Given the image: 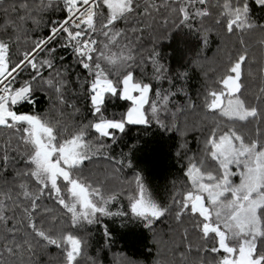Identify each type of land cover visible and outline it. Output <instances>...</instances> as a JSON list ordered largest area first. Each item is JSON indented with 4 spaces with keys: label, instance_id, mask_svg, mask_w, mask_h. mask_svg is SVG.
<instances>
[{
    "label": "snow or ice",
    "instance_id": "obj_1",
    "mask_svg": "<svg viewBox=\"0 0 264 264\" xmlns=\"http://www.w3.org/2000/svg\"><path fill=\"white\" fill-rule=\"evenodd\" d=\"M255 5L264 8V0ZM50 12L64 17L46 21ZM49 23L47 35L33 38ZM177 29L194 33L205 48L212 34L221 44L235 36L241 46L235 56L226 53L199 104L182 87L154 90L146 82L151 63L154 79L172 85L156 46ZM254 33L264 46V24L251 16L249 0H0V264H40L50 246L58 252L48 256L49 264H96L80 231L98 215L128 213L110 210L123 189L95 186L88 165L108 160L114 177L125 161L110 154L106 141L114 143L128 125L153 120L179 132L182 148L198 133L201 147L187 157L166 203L136 174L135 188L129 182L131 215L149 230L167 217L187 221L184 264H264V62L251 100L244 82L245 76L255 79L257 60L244 39ZM61 48L71 50V64L57 63ZM77 89L89 105L87 123L70 102ZM38 93L48 98V110L23 111L36 104ZM178 93L188 97L186 107L172 103ZM108 95L130 102L120 118L105 115Z\"/></svg>",
    "mask_w": 264,
    "mask_h": 264
},
{
    "label": "trees",
    "instance_id": "obj_2",
    "mask_svg": "<svg viewBox=\"0 0 264 264\" xmlns=\"http://www.w3.org/2000/svg\"><path fill=\"white\" fill-rule=\"evenodd\" d=\"M249 4L253 19L258 24H264V8L255 5V0H249ZM63 17V12H50L45 16V20H61ZM28 26L32 27L30 22ZM50 27L51 23L42 31L33 32V38L47 35ZM244 39L249 48L250 58L254 55L257 60V63L252 66L255 79L247 76L244 78L248 89L246 95L251 100L252 94L261 83L258 69L264 62V46L259 43L261 39L259 33L251 36L246 34ZM146 47L151 48V44H146ZM156 50L159 52V63L164 65L167 69V76L172 78V85H169L167 79L160 82L154 79L151 63L146 66V82L152 83L154 90L171 87L175 92L182 87L183 91L199 104L208 83L219 75L221 65L226 59V53L231 52L235 56L241 50V46L235 36L227 37L221 44L219 38L212 34L205 48L194 33H190L187 29H177L171 33L169 39L161 40ZM56 56L58 64L72 63L73 57L70 49L61 48ZM60 56L65 59L60 61ZM72 67L77 72L81 71L78 65H72ZM182 72H187V77L180 78L179 73ZM205 73H207L208 81L205 80ZM24 76L27 78V74ZM78 91L77 89L76 95H70V102L81 109V114L77 119L87 123L92 119L88 110L89 105L86 99L78 94ZM35 99L37 101L35 105H23L22 110L46 112L49 108L48 98L38 93ZM171 99L174 105L187 106L188 97L182 93H178ZM129 105L128 101L120 99L119 96L108 95L105 98L103 111L108 117L120 118ZM66 112L71 113L72 109L68 108ZM161 118L164 121L168 119L164 113H161ZM198 136V133L189 134L186 137L187 147L182 148L181 145L184 144L185 138H182L179 132L167 131L153 120L147 126L128 125L123 133H116L114 143L106 141L111 144L108 150L110 154L117 160L124 159L125 163L121 170L115 173L114 177L109 178L108 174L112 172L113 165L103 158L96 159L93 164L88 165L87 170L94 173L92 180L95 186L104 185L106 189L115 187L117 191L123 189V194L119 195L118 199L109 205V208L113 213L124 211L128 215H98L95 223L84 226L80 231L79 234L85 237L86 251L95 258L96 264H127L128 261H134L135 264H157L158 260L166 261L168 264H184L180 259V254L185 252L187 242L181 237L184 227H188L191 231V225L187 221L184 224H177L173 217H167L156 223L153 230H149L142 220L131 215L128 195L130 187L135 188V175L139 174L143 178L146 189L155 199L162 203L168 202L172 193V182L183 178V171L188 163L187 157L196 153L201 147L197 143ZM129 161L131 167L127 166ZM17 167H23V162H20ZM11 174L12 171L9 169L6 175L10 178ZM129 182H132L130 187ZM47 203L51 205L53 202L47 201ZM154 232L156 236L153 235ZM157 241H160L159 245ZM57 252L54 246H50L47 254L39 256L40 264H49L48 256H55Z\"/></svg>",
    "mask_w": 264,
    "mask_h": 264
},
{
    "label": "rangeland",
    "instance_id": "obj_3",
    "mask_svg": "<svg viewBox=\"0 0 264 264\" xmlns=\"http://www.w3.org/2000/svg\"><path fill=\"white\" fill-rule=\"evenodd\" d=\"M130 103V102H129Z\"/></svg>",
    "mask_w": 264,
    "mask_h": 264
}]
</instances>
